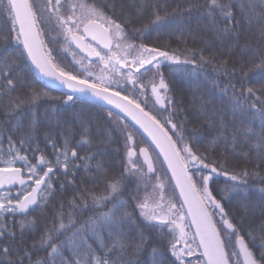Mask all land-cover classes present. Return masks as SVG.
<instances>
[{"label": "snow or ice", "instance_id": "1", "mask_svg": "<svg viewBox=\"0 0 264 264\" xmlns=\"http://www.w3.org/2000/svg\"><path fill=\"white\" fill-rule=\"evenodd\" d=\"M0 264H264V0H0Z\"/></svg>", "mask_w": 264, "mask_h": 264}, {"label": "trees", "instance_id": "2", "mask_svg": "<svg viewBox=\"0 0 264 264\" xmlns=\"http://www.w3.org/2000/svg\"><path fill=\"white\" fill-rule=\"evenodd\" d=\"M166 38H162L161 42L163 43V40ZM173 46H175V44H173ZM69 59H71V57L69 56Z\"/></svg>", "mask_w": 264, "mask_h": 264}]
</instances>
